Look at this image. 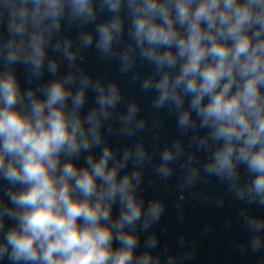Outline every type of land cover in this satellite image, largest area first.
I'll list each match as a JSON object with an SVG mask.
<instances>
[{"label":"clouds","instance_id":"clouds-1","mask_svg":"<svg viewBox=\"0 0 264 264\" xmlns=\"http://www.w3.org/2000/svg\"><path fill=\"white\" fill-rule=\"evenodd\" d=\"M9 2L8 28L21 40L19 47L9 43L6 60L12 64L22 59L37 74L52 32L59 31L65 15L84 22L96 18L93 0ZM101 8L113 15L96 28L97 48L110 53L124 30L120 16L124 8L141 56L163 72L154 85L155 106L171 102L179 110L184 96H190L188 110L179 114V126L195 128L194 111L200 127L207 128L219 145L205 172L236 181L238 166L243 165L251 181L237 191L238 198L264 206V0H102ZM82 41L90 45L92 36L85 35ZM64 54L74 59L67 44ZM122 59L128 64L127 55ZM178 62L174 77L163 71ZM49 69L54 72L55 63ZM72 80L69 76L50 83L45 98L39 99L31 91L21 95L11 71L0 74V177L21 188L8 193L14 208L0 212L16 221L0 245V256L7 254L22 264H156L148 253L135 255L138 237L125 231L134 228L142 214L147 227L163 211L159 202L145 209L137 199L138 173L118 179L130 153L111 168L109 147L98 160L87 157L85 168H77L71 159L100 143V117L107 118L108 109L117 103V88L97 86L99 109L82 121L79 109L89 81L82 79L80 90L73 94L66 87ZM150 86L151 80L143 84L145 89ZM25 99L27 109L18 108ZM69 100L72 108L66 111ZM135 112V106L129 109V119ZM62 155L69 157L63 164ZM135 156L143 160L144 150L138 148ZM172 158L171 151L163 153L161 175L170 174L167 162ZM117 199L121 213L113 221L111 208ZM248 226L254 232L264 231V219H250ZM114 240L120 247H113ZM259 246L257 236L252 247Z\"/></svg>","mask_w":264,"mask_h":264}]
</instances>
